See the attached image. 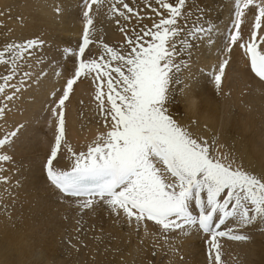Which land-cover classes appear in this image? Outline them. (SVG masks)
I'll return each instance as SVG.
<instances>
[{
  "label": "bare ground",
  "instance_id": "1",
  "mask_svg": "<svg viewBox=\"0 0 264 264\" xmlns=\"http://www.w3.org/2000/svg\"><path fill=\"white\" fill-rule=\"evenodd\" d=\"M140 3L142 6L132 7V13L120 8L124 15L111 11L114 4L120 7L116 0L95 4L90 12L93 21L90 27L99 37L86 47L83 59L89 51L96 58L105 56L104 46L114 40L126 46L127 31L132 36L138 27L133 23L139 22L138 31L142 33L159 22L161 17L153 9L167 15L156 0ZM86 10L85 0H0V31L4 34L0 35V50L7 43L43 42L17 62L19 67L9 84L2 79L8 75V66L0 64V82L6 87L0 98L4 107L7 106L1 115L0 139L17 132L0 149V155L10 157L0 160V253L4 254L7 264H154L152 251L156 248L157 257L170 251L161 264H212L209 246L197 241L206 237L198 228L165 233L152 221L129 223L122 212L118 216L103 203L81 209L80 199L64 196L47 178L42 162L45 157L48 160L55 145L60 111L57 104L67 83L58 76L71 78L74 74L75 57L78 62V50L83 42L80 38L78 45L70 36H83ZM183 11L187 20L182 17L180 24L184 29L182 39L187 43L177 45L176 60L180 69L174 74L177 82L172 85L168 110L181 127L187 128L194 137L206 140L213 155L226 156L234 162L233 167L241 166L264 176V83L251 74L247 56L240 47L251 39L256 9L251 6L244 9L239 27L241 39L232 45L228 38L236 31L235 0H187ZM114 14L123 21L112 28L109 19ZM194 27L206 30L198 36H189ZM61 30L66 34L64 40L56 35ZM259 36H264V21L258 30ZM229 47L231 51L227 50ZM68 49L72 54L77 49L74 57ZM122 49L117 51L124 53ZM62 51L67 53L61 55ZM224 59L228 60L225 78L217 89L214 74ZM90 74L85 76L86 86L78 89L81 97L93 98L97 92L100 82ZM10 96L13 98L9 100ZM73 98L72 102L79 106L78 95ZM67 105L65 102L63 108ZM53 108L57 109L55 115L51 113ZM78 109L81 117L77 121L69 117L73 126L67 144L61 145L60 154L53 161L56 169L71 167L69 148L76 153L86 152L88 145L111 128L110 117L93 120L83 107ZM40 121L53 124L46 129L47 135L38 124ZM30 148L42 151V162L38 158L24 159ZM63 217L67 218L65 223ZM76 219H81L82 230H78ZM226 225L248 239L218 242L225 263L264 264V231L260 221L241 227L235 220H229ZM70 226L71 234L67 238L61 236L60 227ZM61 248L74 252L75 258L66 260L63 256L61 261Z\"/></svg>",
  "mask_w": 264,
  "mask_h": 264
},
{
  "label": "snow or ice",
  "instance_id": "2",
  "mask_svg": "<svg viewBox=\"0 0 264 264\" xmlns=\"http://www.w3.org/2000/svg\"><path fill=\"white\" fill-rule=\"evenodd\" d=\"M156 2L167 15L153 9L161 17L159 22L142 34L126 36L130 49L127 53L105 45L107 58L101 56L98 61L84 60L83 56L91 43L92 6L103 0H85L87 10L83 16L86 24L83 43L78 50L80 59L57 104L59 123L55 146L45 165L46 174L64 196L82 198L79 200L81 209L103 203L118 216L122 212L129 223L152 221L165 233L198 228L210 235V261L221 264L218 237L235 241L248 239L246 235L236 234L233 227L221 230L227 221L235 220L241 227L257 220L264 222V176L241 166L233 167L234 162L226 156L213 155L206 140L194 137L170 114L172 85L177 82L174 74L180 69L176 60L177 45L187 43L182 39L184 29L180 24L182 17L187 20L183 11L187 0ZM117 3L123 4L128 13L134 11L123 0H117ZM235 3L236 31L230 34L229 44L241 39L239 27L244 9L254 7L256 17L251 39L240 47L250 62L251 71L264 80V47H261L264 36L258 38V30L264 21V0H235ZM111 11L124 15L115 4ZM205 30L194 27L188 35L198 36ZM145 37L149 39L145 40ZM41 44L39 40H28L3 46L0 64L8 66V75L2 77L6 84L19 67L17 62ZM227 50L231 51V47ZM67 51L71 53L72 50ZM114 62L116 66H113ZM227 64L228 60L224 59L214 74L217 89ZM90 73H95V80L100 82L95 98L101 113L110 117L111 128L88 145L86 152L76 153L69 148L71 167L56 169L53 161L65 135L63 106L77 79ZM104 84L107 94L103 90ZM4 90L0 86V93ZM12 98L8 97L9 100ZM53 114H57L56 108H53ZM16 135L17 132L12 131L0 139V148ZM8 159L9 156L0 155V160Z\"/></svg>",
  "mask_w": 264,
  "mask_h": 264
},
{
  "label": "rangeland",
  "instance_id": "3",
  "mask_svg": "<svg viewBox=\"0 0 264 264\" xmlns=\"http://www.w3.org/2000/svg\"><path fill=\"white\" fill-rule=\"evenodd\" d=\"M114 2L115 0H103V3H106V2ZM131 1H133V4H132V2ZM123 0V2L124 3H126V4H128L129 5V7H133V6H136V7H140V6H142V3H140V1H142V0ZM116 2H117V0H116ZM117 6V5H116ZM119 9L121 8V10H122V8H123V4H120L119 3ZM94 7V5L92 6V8ZM124 9V8H123ZM123 21V18H121L120 16H118L117 14H114V15H112V17H110V19H109V22H110V24L112 23L113 25V27L112 28H115L117 25H118V23L119 22H122ZM82 23V20L80 19V21H79V23ZM236 22V21H235ZM136 24V25H135ZM133 25H135V27L136 26H138V27H136L135 29H137V30H135V31H133L131 34H133L132 36H135V35H137V34H142V33H140V31H138L139 30V28H140V24H139V22H135V23H133ZM82 27L83 28H85V23L82 25ZM90 27V26H89ZM234 27H235V23H234ZM93 31V32H92ZM3 31H0V35H4L3 33H2ZM95 32V30H94V28H92V27H90V41H91V43L90 44H93L94 43V39H95V37L96 38H98L99 36H98V34L97 33H94ZM124 32V34L126 33V31L124 30L123 31ZM134 33H136V34H134ZM94 34H96V36L94 35ZM126 34H128L127 36H129L130 35V33H128V31H127V33ZM7 35H10V34H7ZM58 37H59V35H61V38L60 39H65L66 38V34L61 30V31H59L57 34H56ZM82 35H84V34H82ZM70 37H74L73 39L74 40H77V43H78V45H79V43H80V38H81V40H82V42H83V36H79V37H77V36H70ZM229 40H230V37L228 38V42H229ZM42 42V41H41ZM43 43V42H42ZM120 43L117 41V40H114V41H111V43L108 45L107 44V46H109V47H112V48H114L115 50H120V49H122L121 48V46L123 47L124 45L123 44H120ZM40 46H42V44L40 45ZM40 46H38V47H40ZM124 47H126V48H123L122 49V51L124 52V53H127L126 51H129V48H128V45H126V46H124ZM128 48V49H127ZM67 52H65V51H62L61 52V55H64V54H66ZM77 53V49H76V51L72 54V53H69V55H71L72 57H74L75 56V54ZM102 53H100V51H99V55H101ZM103 56V55H102ZM72 57H70V58H72ZM105 58H107L106 57V55H105ZM58 60H59V58H57ZM92 59H97L98 61H99V58H96V56H94L93 57V54H92V52L91 51H89V53L86 55L85 54V59L84 60H92ZM75 65L74 66H78V62H76V57H75V63H74ZM113 66H116L115 64L113 65ZM57 73H59V72H57ZM44 74H47V73H44ZM61 73H59V75H60ZM7 75V74H6ZM5 75V76H6ZM89 75V74H88ZM90 75H93L94 76V79H95V73H92V74H90ZM114 75V74H113ZM55 77H57V75L55 76ZM66 78V79H65ZM67 76H65V77H63V76H58V79H60L61 81H63V82H65V81H67ZM225 78V75H223V77H222V80ZM69 79V78H68ZM0 86H4L5 85V83L4 82H0ZM86 84H87V81H86V79H85V76H81L79 79H77V81L75 82V84L73 85V88H72V90H71V92H70V94H69V98L65 101V102H67L68 103V105H67V108L65 107V108H63V111H64V119H65V135H64V139H63V141H62V143H61V145H62V147H63V145H66L67 144V139H69V131H70V129H71V127L73 126L72 125V122H71V120H70V118L69 117H73L74 118V120H76L77 121V119L78 118H80L81 117V112L79 111V107L80 108H84L85 110H87V112L89 113V115H90V117H91V119H96V120H98V121H100L101 119H105V115L104 114H102L101 113V110H100V104H99V101H97L96 100V94H93V98L92 97H86V96H80L81 95V93H80V91H78V89H80L81 87H84V86H86ZM4 89H6V87L4 86ZM103 90H104V92H105V94H107V85L106 84H104V88H103ZM74 95H78V98H80V102H81V104L79 105V106H77V105H75L73 102H72V99H74L73 97H74ZM106 98V97H105ZM93 99V100H92ZM90 101H92V102H90ZM105 103H107V102H105ZM72 105V106H71ZM106 105V107H108V105L107 104H105ZM68 108H70V109H68ZM0 109H7V106L6 107H4V105H3V102H2V100H1V98H0ZM65 109V110H64ZM48 110H49V108H48ZM69 111H71V114L72 115H69ZM52 114H53V110H52V112H51ZM59 113V112H58ZM2 113H0V123H1V119H2ZM191 121V120H190ZM189 121V122H190ZM41 122H43V123H41ZM57 122L59 123V116H58V114H57ZM39 125H40V127H43L44 128V133L47 135V131H46V129L47 128H49V127H53V124L51 123V122H48V121H40L39 123H38ZM57 128H58V124L56 125V131H57ZM55 146V145H54ZM1 149V148H0ZM62 148H60L59 150H61ZM60 154V152H58L57 153V155H59ZM24 156H26V157H24V159H26V158H35V159H37V160H39V161H41L42 162V159H43V155H42V151H40L39 150V148H30V149H27V151L25 152V155ZM41 159H40V158ZM45 157V156H44ZM59 158V157H58ZM48 159V158H47ZM60 159V158H59ZM44 162H42L44 165H46V163H45V161H47L46 160V157H45V159L43 160ZM2 164V163H1ZM8 165H10V164H8ZM44 165H42L43 166V168H45V166ZM25 166H26V164H25ZM3 169H6V168H3ZM254 174H256V175H258V176H261L260 174H258V172H256V173H254ZM37 196H39L38 195V193H37ZM73 198H75V197H73ZM77 199H82V198H77ZM80 220L81 219H76V222H77V224H76V226L78 227V230H82L81 229V224L82 223H80ZM62 221L65 223L66 221H67V218L66 217H63V219H62ZM260 221V220H259ZM155 224V223H154ZM260 224H261V228L263 229V231H264V222H261L260 221ZM227 227V225L226 226H222V229L221 230H225V228ZM67 228H68V230H67ZM72 228V226H70V227H65V228H63V227H60V229H59V231L61 232V234H60V232H59V234L61 235V236H65L66 238L71 234V232H69V230ZM24 231H26L25 229H23V232ZM64 231V232H63ZM27 232V231H26ZM205 234V233H204ZM206 235V237H201L200 239L198 238L197 239V241L198 242H200V243H203V241L204 242H206V245H208L209 246V248H210V244H211V240H210V235L209 234H205ZM64 237V239H66ZM72 240V239H71ZM219 241H223L224 243H228V242H230L231 240L230 239H228V238H226V237H223V238H221V237H218L217 238V243L219 242ZM78 251L79 250H77V253H78ZM170 253V251H166V252H162L161 254H160V256L159 257H157V250H156V248H153V251H152V258H154L153 259V263L154 264H161V263H163V261L165 260V258L168 256V254ZM221 254V253H220ZM72 257H71V256ZM64 256V258L67 260H73L75 257V253L73 252V254L72 253H70V252H66V249H63V248H61V252L59 253V258H60V260L61 261H63V257ZM68 256H69V258H68ZM67 257V258H66ZM136 259V257L134 258V260ZM132 261H133V259H131ZM0 264H7V259L5 258V256H4V254H1L0 253ZM221 264H226L225 263V260L223 259V257H222V254H221Z\"/></svg>",
  "mask_w": 264,
  "mask_h": 264
}]
</instances>
